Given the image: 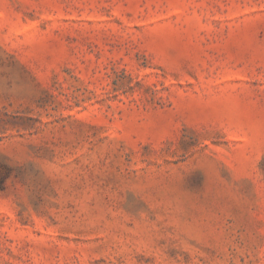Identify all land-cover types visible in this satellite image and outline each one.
Wrapping results in <instances>:
<instances>
[{"label":"rangeland","instance_id":"1","mask_svg":"<svg viewBox=\"0 0 264 264\" xmlns=\"http://www.w3.org/2000/svg\"><path fill=\"white\" fill-rule=\"evenodd\" d=\"M0 264H264V0H0Z\"/></svg>","mask_w":264,"mask_h":264}]
</instances>
